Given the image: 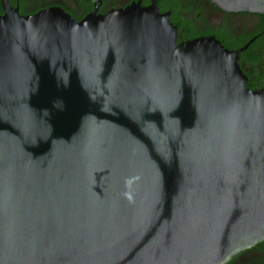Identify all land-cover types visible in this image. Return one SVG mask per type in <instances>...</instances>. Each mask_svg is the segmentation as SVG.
<instances>
[{"label":"water","instance_id":"1","mask_svg":"<svg viewBox=\"0 0 264 264\" xmlns=\"http://www.w3.org/2000/svg\"><path fill=\"white\" fill-rule=\"evenodd\" d=\"M139 1L0 0V264H223L264 239V86L235 61L256 35L176 43Z\"/></svg>","mask_w":264,"mask_h":264},{"label":"flooded vegetation","instance_id":"2","mask_svg":"<svg viewBox=\"0 0 264 264\" xmlns=\"http://www.w3.org/2000/svg\"><path fill=\"white\" fill-rule=\"evenodd\" d=\"M133 0H100L96 11L103 13L112 7H123ZM158 13L169 10L168 21L175 25V42L213 34L228 49L242 47L236 63L250 90L264 86V13L251 10H224L209 0H154ZM9 7L16 3V13L32 15L48 6L60 7L71 19L79 21L93 11L94 0H6ZM150 4L140 0L139 5ZM3 10L0 6V16ZM223 264H264V239L239 250Z\"/></svg>","mask_w":264,"mask_h":264}]
</instances>
